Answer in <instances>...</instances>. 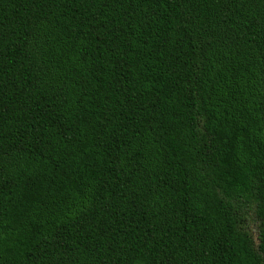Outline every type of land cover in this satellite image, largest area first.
<instances>
[{
	"label": "trees",
	"instance_id": "trees-1",
	"mask_svg": "<svg viewBox=\"0 0 264 264\" xmlns=\"http://www.w3.org/2000/svg\"><path fill=\"white\" fill-rule=\"evenodd\" d=\"M0 264H264V0H0Z\"/></svg>",
	"mask_w": 264,
	"mask_h": 264
},
{
	"label": "rangeland",
	"instance_id": "rangeland-1",
	"mask_svg": "<svg viewBox=\"0 0 264 264\" xmlns=\"http://www.w3.org/2000/svg\"><path fill=\"white\" fill-rule=\"evenodd\" d=\"M250 207V206H249ZM245 227L251 231L253 238L258 242L259 234V220L255 214L254 208L250 207L245 211L244 214Z\"/></svg>",
	"mask_w": 264,
	"mask_h": 264
}]
</instances>
